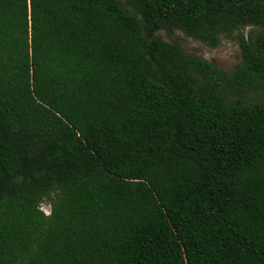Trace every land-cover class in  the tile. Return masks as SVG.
Wrapping results in <instances>:
<instances>
[{"label": "trees", "instance_id": "1", "mask_svg": "<svg viewBox=\"0 0 264 264\" xmlns=\"http://www.w3.org/2000/svg\"><path fill=\"white\" fill-rule=\"evenodd\" d=\"M0 264H264V0H0Z\"/></svg>", "mask_w": 264, "mask_h": 264}, {"label": "rangeland", "instance_id": "2", "mask_svg": "<svg viewBox=\"0 0 264 264\" xmlns=\"http://www.w3.org/2000/svg\"><path fill=\"white\" fill-rule=\"evenodd\" d=\"M249 31L250 28L243 30L245 34H248ZM238 33L236 31L231 38L222 37L221 43L217 47H210L206 43L196 40L180 30H176L171 36L165 31H161L158 33V36L167 42L178 43L189 55L204 58L226 71H232L241 62ZM41 209L45 214H49V203L47 201L44 202L41 205Z\"/></svg>", "mask_w": 264, "mask_h": 264}]
</instances>
